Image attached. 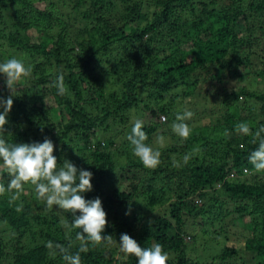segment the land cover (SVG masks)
I'll return each mask as SVG.
<instances>
[{
  "label": "trees",
  "instance_id": "16d2710c",
  "mask_svg": "<svg viewBox=\"0 0 264 264\" xmlns=\"http://www.w3.org/2000/svg\"><path fill=\"white\" fill-rule=\"evenodd\" d=\"M11 52L32 75L15 86L5 139L50 138L61 165L94 174L83 195L101 199L113 244L89 246L82 264H138L119 251L125 233L142 248L160 243L168 264H264V172L248 160L258 144L236 132L264 125V0H0V63ZM200 89L183 140L171 125ZM10 94L0 74V96ZM136 119L162 153L156 169L127 140ZM10 195L0 196V264H66L45 245L78 251L80 230L62 226L71 214L48 209L30 184Z\"/></svg>",
  "mask_w": 264,
  "mask_h": 264
},
{
  "label": "clouds",
  "instance_id": "9594fccd",
  "mask_svg": "<svg viewBox=\"0 0 264 264\" xmlns=\"http://www.w3.org/2000/svg\"><path fill=\"white\" fill-rule=\"evenodd\" d=\"M0 74L5 77V84L11 93L7 98L0 96V196L10 193V203L20 199L25 191V185L34 187V192L38 200L43 201L48 209L56 206L58 209L72 216L71 222L65 220L62 226L71 233L76 232L75 240L79 242L78 251H70L72 244L68 247L63 244L48 241L46 247L50 254L55 257L58 253L66 264H82L81 253H87L89 246H107L113 244L111 235H102L108 226L107 213L103 208L99 197L86 199L84 193L93 190L92 180L94 174L83 168H78L73 162L65 159L61 165L54 151V142L45 137L43 142L32 143H11L5 139L8 133L5 127L8 124L7 117L13 107V96L15 86L22 79L31 77L32 68L15 57L0 63ZM57 89V94L63 96L67 92L64 84L63 74H59L53 83ZM193 113L184 110L176 115L175 121L171 125L172 131L183 140L189 138L191 134L190 126L185 122L190 120ZM162 119H166L162 117ZM144 121L136 119L131 127V132L127 140L133 146L134 155L139 158L145 168L156 169L162 163L161 151L154 149L146 143L148 136L143 130ZM236 132L251 136V142L258 144L249 157V163L253 165L256 173L264 172V125L258 127L255 132L250 125L241 122L236 125ZM225 136H230L227 131ZM164 136L157 137V143L163 146ZM190 157L185 155L183 163L186 165ZM174 167L180 164L173 161ZM248 170L245 169V172ZM5 173L8 182L5 185ZM22 203L17 207V211L22 209ZM131 209L125 213L130 214ZM119 251L126 256H134L138 264H168L169 254L164 251L160 243H154L151 247L142 248L136 240L128 234H121L119 240Z\"/></svg>",
  "mask_w": 264,
  "mask_h": 264
},
{
  "label": "rangeland",
  "instance_id": "374dc122",
  "mask_svg": "<svg viewBox=\"0 0 264 264\" xmlns=\"http://www.w3.org/2000/svg\"><path fill=\"white\" fill-rule=\"evenodd\" d=\"M12 54V55H11ZM11 54H8L7 55V59H10V58H13V57H15V58H17V59H20V60H22L24 63H25V65H26V63L29 61L27 58H24L23 56H21L20 54H17V53H14V52H11ZM6 59V60H7ZM258 86V87H257ZM264 86V83L263 82H258V85H256V87L257 88H261V87H263ZM200 92H202V89H200L197 93H199L200 94ZM202 95L200 94L199 95V97H194L195 99H192L190 102H186L185 104H184V106L182 107V109H193V108H195V107H197V108H199V105L198 104H200V102H198V103H195L196 101H199V100H201L202 102L203 101H205L202 97H201ZM208 107H209V105H208ZM200 109V108H199ZM203 119V122H206V119L205 118H202ZM160 121H161V119H160ZM134 122V121H133ZM166 122H168V120H166ZM188 122H190V121H188ZM193 125L195 126V127H198L200 124H197V123H193ZM238 225L239 226H241V223L240 222H238ZM231 232L233 233L234 232V229H232L231 230ZM208 243V242H207ZM228 245L229 246H232V245H236L235 244V241H234V239L232 238L229 242H228ZM200 248H198L199 249V255H203V260H205V259H207L208 258V256L206 255V253H205V251L207 250V245H206V242L204 241V240H202L200 243H199V245H198ZM204 251V252H203Z\"/></svg>",
  "mask_w": 264,
  "mask_h": 264
},
{
  "label": "built area",
  "instance_id": "2783aa9c",
  "mask_svg": "<svg viewBox=\"0 0 264 264\" xmlns=\"http://www.w3.org/2000/svg\"><path fill=\"white\" fill-rule=\"evenodd\" d=\"M162 117L166 118V116H165V115H162V116L160 117L161 122H162V123L166 122L167 118H166V119H162ZM245 169H247V168H245ZM245 169H244V173H245V174H248L249 169H247V170H248L247 172H245ZM230 178H232V179L235 178V174L232 173V174L230 175Z\"/></svg>",
  "mask_w": 264,
  "mask_h": 264
}]
</instances>
